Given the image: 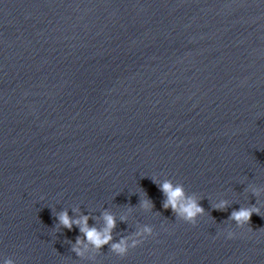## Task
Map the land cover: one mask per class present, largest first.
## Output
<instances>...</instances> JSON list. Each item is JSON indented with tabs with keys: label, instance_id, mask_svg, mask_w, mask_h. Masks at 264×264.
Segmentation results:
<instances>
[{
	"label": "water",
	"instance_id": "water-1",
	"mask_svg": "<svg viewBox=\"0 0 264 264\" xmlns=\"http://www.w3.org/2000/svg\"><path fill=\"white\" fill-rule=\"evenodd\" d=\"M151 177L208 214L176 219ZM249 185L264 188V0H0V256L91 264L72 251L79 229H56L55 211L79 205L133 208L117 241L154 229L96 264H264ZM257 204L244 228L229 220Z\"/></svg>",
	"mask_w": 264,
	"mask_h": 264
},
{
	"label": "clouds",
	"instance_id": "clouds-1",
	"mask_svg": "<svg viewBox=\"0 0 264 264\" xmlns=\"http://www.w3.org/2000/svg\"><path fill=\"white\" fill-rule=\"evenodd\" d=\"M151 179L165 197L163 208L165 210L171 209L176 219L196 225L201 217L208 214L201 204L204 196L198 193L190 194L184 184L174 182L171 179L161 180L158 177H151ZM249 188L258 198L264 194V188L256 185H249ZM231 204L232 201L221 197L212 204V207L218 211H227ZM258 204L248 207L241 206L239 210H233L229 220L234 222L237 227L244 228L250 224L253 214L261 215V207ZM139 207L145 213L155 212L154 202L148 197L147 193H143L141 196ZM71 211L74 215H70L68 208L55 211L58 221L57 233L61 229L71 231L74 227L78 228L82 235L77 237L73 243L72 251L77 257L90 261L91 264H96V258L102 253L105 246H110L112 253L120 257H126L130 250L140 247L148 238L155 235L152 226L138 225L137 230L132 234L121 237L118 241L114 239V231L117 228L118 220L126 223L134 212L133 208H128L121 212L119 216L108 209L103 210L100 216H93L90 213L85 214L81 211L79 205L72 206ZM90 220H94L96 223L90 224ZM97 224H101V226H97ZM235 235L234 231H227L229 239L234 238ZM0 264H16V261L13 258L0 256Z\"/></svg>",
	"mask_w": 264,
	"mask_h": 264
}]
</instances>
